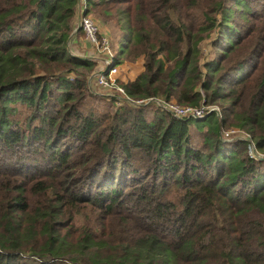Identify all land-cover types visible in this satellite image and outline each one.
Instances as JSON below:
<instances>
[{"label":"trees","instance_id":"16d2710c","mask_svg":"<svg viewBox=\"0 0 264 264\" xmlns=\"http://www.w3.org/2000/svg\"><path fill=\"white\" fill-rule=\"evenodd\" d=\"M78 2L0 0V264H264V156L221 135L264 153V0H84L144 58L127 96L204 117L101 108Z\"/></svg>","mask_w":264,"mask_h":264},{"label":"built area","instance_id":"2783aa9c","mask_svg":"<svg viewBox=\"0 0 264 264\" xmlns=\"http://www.w3.org/2000/svg\"><path fill=\"white\" fill-rule=\"evenodd\" d=\"M86 4L84 0H79L77 6V19L76 28L81 29L84 39L93 47L92 54L88 57L92 60L99 62V68L95 70L89 79H92L93 84L102 89L113 90L112 96L117 100L118 104L126 101L134 105L154 104L156 107L166 111H170L172 114L178 117H202L208 113V111L216 110L219 114L220 108L212 105H202L200 107H192L187 105L178 104L174 100L165 101L158 98H140L132 99L126 95L125 90L119 85L117 80L118 66L114 63L115 56L111 50L110 38L103 34L99 22L85 13ZM221 135L227 139L237 137L245 139L247 141V151L251 157L261 158L264 153H260L256 149V144L249 133L238 127L222 128Z\"/></svg>","mask_w":264,"mask_h":264},{"label":"rangeland","instance_id":"374dc122","mask_svg":"<svg viewBox=\"0 0 264 264\" xmlns=\"http://www.w3.org/2000/svg\"><path fill=\"white\" fill-rule=\"evenodd\" d=\"M92 16L93 17H95L94 16V14H92ZM98 21V20H97ZM99 22V24H100V26H101V28L103 27V33H105L109 38H110V41H111V50H112V52H113V54H114V56L116 55V54H118V47H117V41H118V38H119V36H120V32H119V30H117V28H116V26L114 25V22L113 21H109L108 23H103V22H100V21H98ZM213 34V33H212ZM213 36H214V34H213ZM212 38V37H211ZM202 48H203V51L205 52V54L206 55H210L211 53L210 52H212V50H214V49H212L213 47L211 46V39L210 38H206L205 39V41H203L202 42ZM92 47V46H91ZM92 51H93V47H92V49H91ZM91 54H92V52L91 51H89ZM88 52V53H89ZM121 57H122V59H121ZM121 57L119 56L118 57V59L120 58V60H122V63H120V64H116L117 66H118V73H117V76H118V78H120L119 76V74H122V73H124V72H135L137 69L136 68H131V67H133V65L135 66L136 64H137V62L138 61H142V70H143V56H139L138 57V59L136 60V61H134V62H130V61H126V60H124L123 61V59L125 58V55L124 56H122L121 55ZM97 61V60H96ZM129 67L132 69V70H129ZM141 70V71H142ZM140 71V72H141ZM139 72V73H140ZM90 75H92V74H90ZM90 75L88 76V77H90ZM136 78V77H135ZM119 80V79H118ZM88 83H89V88L94 92V93H96V95H99V97L100 98H102V97H104L105 98V96L104 95H112L113 94V90H108V89H102V88H98V87H96L94 84H93V81H92V79H89L88 78ZM120 85V84H119ZM121 86V85H120ZM96 89V90H95ZM98 93V94H97ZM143 99V98H142ZM101 102L102 103H100V105H101V108H106V106L108 105V103H110L109 101H107L106 100V98L104 99V100H101ZM99 104V103H98ZM116 104H118V103H116ZM129 104H131V103H129ZM132 105H134V104H132ZM212 106H216L217 108H220L218 105H216V104H214V105H212ZM152 111V110H151ZM25 113H26V110L25 109H23L22 111H21V113H19V115H17L18 116V118L20 119V122L22 123V126L24 125V118H25ZM150 114L152 115V112H150ZM193 128V133H197L196 132V128H195V126H192ZM231 127H233V126H230V127H226V129H228V128H231ZM28 154H31V152H27ZM0 154H3V155H8L5 151L3 152V151H0ZM35 155H37V153H35ZM38 156V155H37ZM29 157H32V156H29Z\"/></svg>","mask_w":264,"mask_h":264},{"label":"crops","instance_id":"0c3cea01","mask_svg":"<svg viewBox=\"0 0 264 264\" xmlns=\"http://www.w3.org/2000/svg\"><path fill=\"white\" fill-rule=\"evenodd\" d=\"M101 31L103 33V27L101 28ZM105 34V33H103ZM70 51L73 55H78V56H83V57H88L92 52V47L91 45L84 39V36L82 33L75 34L73 37L70 39L69 43ZM89 52V53H88ZM131 68H136L137 70L135 72H124L122 74H119L120 78L119 80L121 81H128V80H134L135 77L139 74V72L142 70V61H138L137 64ZM129 67V70H132Z\"/></svg>","mask_w":264,"mask_h":264},{"label":"water","instance_id":"95a60500","mask_svg":"<svg viewBox=\"0 0 264 264\" xmlns=\"http://www.w3.org/2000/svg\"><path fill=\"white\" fill-rule=\"evenodd\" d=\"M202 117H204V116H202Z\"/></svg>","mask_w":264,"mask_h":264}]
</instances>
